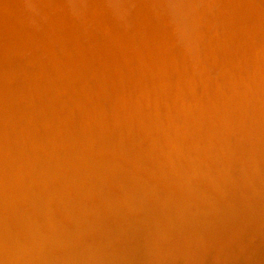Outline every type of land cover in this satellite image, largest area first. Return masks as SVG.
I'll use <instances>...</instances> for the list:
<instances>
[{
	"label": "bare ground",
	"instance_id": "6f19581e",
	"mask_svg": "<svg viewBox=\"0 0 264 264\" xmlns=\"http://www.w3.org/2000/svg\"><path fill=\"white\" fill-rule=\"evenodd\" d=\"M216 1L0 0V204L6 210V219L9 216L10 220L14 221L11 222L9 220L11 222L10 225H12L13 223V225H16V227L19 229L22 235L19 242L21 241L22 245L27 244L25 246H27L29 249L28 251L32 253L33 259L29 257L32 259V262H34L35 264H77L78 261L76 260L81 254H79V249L75 246L77 244L76 240H81V237L88 234L86 233L88 231L85 230L86 225H89L88 223L86 224L88 220L92 219L93 221L94 219V223H96V220L98 221V219H100L102 215V218L104 219V215L108 214L121 217L125 214L129 215V213H127L128 211L134 212V210L136 211L141 207H143L142 209L145 210L146 213H150L152 210H156V208L159 209L160 205H163L162 207L165 206L168 210L165 211L169 212V214L167 215V218L162 217L164 219L166 228H163V230L165 231L163 232V234L161 232L162 235L161 237H159V240L163 244H169V248L171 250H167H169V252H172L170 254L173 256H178L181 254L179 250L184 248H180L181 245H183L181 244L183 239L185 245L186 239L187 241H191L192 244H194L193 241H197L198 239L200 242L198 241L199 243H195L196 247H194L197 255H195L196 253H193V256H195V258L197 256L201 259H206V257L208 258L210 256V254L209 252H206L208 249L206 248L207 244L205 246L204 243H201L203 241L205 242V238L208 240V244L211 247L215 246V248H218L224 245L232 247L231 242L233 241V237H231L230 234L232 233V230H238L237 227L240 226V224H242L241 222L245 220L246 214L244 213H247V211H250L252 213V216H250V222L248 220L250 218L247 219L248 223L250 224L243 222V224H246V226L248 225V227H250L249 225H251L252 219L253 222L254 218L256 219L254 215H257L259 211H262V209H264V36L263 40L256 41L253 47L254 49L251 48L254 50L253 53L252 51H245L244 59H242V57L237 58L233 55V53H229L227 49H223V47H220L222 49L221 51H219L220 53H217L212 58V65L219 71L218 79L211 85L201 82L203 77L202 79H199V70L204 68V66L206 65L205 62L207 61H203V58H206L207 60L208 57L205 56L206 54L203 52V47H200L195 38L192 37L193 34L197 35L195 32L197 31L196 29H198L197 27H199L196 25L197 23H195V19L199 18V16L203 17V19L204 16H209L208 18H211L210 20L212 21V23H216L215 25H217V23L221 24L223 20L221 18L222 16L220 18L216 17L218 19L216 21V18L214 16L215 13L213 15L211 14L214 12H211L210 8L213 3H218L217 5L219 7V11L217 12L227 13L229 11H232L233 13H236L238 2L246 1L247 3V1L249 0ZM253 1H255V5H253L250 9V15L248 16L252 18L251 20L254 19V21H264V6L261 5V3H263L264 5V0ZM203 14L204 16H202ZM234 15L235 14H233V16ZM242 15H244V13ZM227 18L229 17L227 16ZM236 18L238 17L236 16ZM200 20L201 19H199V21ZM224 21H226V18ZM203 23L206 24L205 22ZM205 26H207V24ZM262 27L264 28V26ZM203 29L201 27L199 28V30L201 31V33H198L199 37H204L201 35L203 34ZM235 29L237 30L236 27ZM204 33H206V31ZM231 36L232 35H230V37ZM233 40H235V38ZM240 42H242V40ZM201 43L204 44L203 42H200V44ZM229 46L230 45H228V49ZM234 47H237V45ZM52 49H54L56 53H53ZM34 50H40L41 52L39 54L42 53L41 55L47 56V59L49 60L48 64H50L49 67L51 66L50 71L52 72L50 73V80H55L56 78L54 79V75H57L56 77L60 78L57 80V82L52 81L50 85L48 82L47 86L44 83H42L44 85L40 84L42 81L38 83L39 81H37V79L35 80L38 73L39 74L37 76L41 78L43 77V82L46 83L49 79L45 75L46 70L44 72L43 70H41L42 68H45V63H42V61L44 60L47 62V59H39L43 56H38V54L35 53L39 58L34 61ZM257 52V66L251 68V66L255 64L253 63V60H255V53ZM17 53L27 55L26 63H30L29 60L31 57L30 61L32 62L30 64H33V62H35L34 64L40 62L38 61V59L41 60L40 63L44 64H36V72L33 70L34 73H37L34 74L35 76L30 74L32 75V77H30V75H27V71H24V75L26 74L28 77H30V82L28 81V83L30 84L25 83L26 85H30L27 86L29 87V89L31 87L36 95L38 91L44 92V90H52L58 95L57 97L59 99H56L57 101H60V95L58 94V92L60 93V91H62V94L63 91L65 93L67 92V94L71 96L65 95L63 98L64 100H61L65 101L66 96L70 97L69 99L72 100V103L76 106V108H81V111H83V115L89 116L86 117L85 120L84 118H79L77 116L79 112L77 111L78 113L75 115L76 120L75 118H73V115L72 118H70L69 123H73L75 121L73 124V130H79L80 133H83L82 136L84 135L82 137L83 144L81 146H78V142L76 143L70 138L72 142H74L73 144H77L76 146H78L80 149L77 150V147L72 144L74 147H76L74 148V151L75 149L77 150V153L74 156V152L71 153L69 149H67V151H65L64 153L61 151L62 154L58 153L60 151L59 149H62L59 146L60 148L58 149L59 151L56 152V155L54 154V152H52L56 157V161L51 163L49 162L48 158V160L46 161L47 164L49 162L48 166L44 163V161L43 163L39 161L41 160V158L37 160V157L39 155V153H37L38 151L36 152L38 155H33L32 150V152L29 151L28 154L27 151L23 154L24 149L27 150V148L22 143H19L22 141H19L17 143L15 141L16 144H19L16 145L18 149L15 147V144H13L14 142H10L11 144H13V146H9L10 143L8 140L11 138H6L5 135L7 134H5L4 132H6V130H8L9 128L11 129V127H9L8 125L6 126V128L8 127V129H4V127L6 124L11 123L14 124V126L20 124V122H17L18 124H15L17 120L15 121L14 119L18 118H12L11 116V114L13 115L11 111L18 107L15 105V102L14 105L16 107L13 108L12 98L14 95L19 93L16 95L17 97L18 95H20L21 97H19L20 100L18 102L20 103H18V105H23L25 104V102H27L25 106L29 104L27 100L25 102L23 101L24 103H21L22 99H26L24 98V96L26 95L24 93L30 92H25V90L27 89L26 86H23V84L26 81L23 82L22 80L21 82L19 80L21 84L23 83L19 86L18 84L20 83H18V80L17 85H13L12 83L14 82V77L19 73V71L23 70L24 67H27V64L25 62L24 63L26 65H23L24 60H20L22 62V65L20 64V61L18 60L20 59L19 56L17 58V56L15 55ZM23 55L21 56L23 57ZM34 58H36V56ZM201 58L203 60H201ZM251 61L253 64L249 67L248 63H250ZM40 66L42 67L41 69ZM246 66H248V68ZM207 67L208 66L206 65V68ZM25 68L24 70H26L28 67L26 69ZM30 68L31 67L29 66L28 71H31ZM50 71H48L47 73L49 74ZM171 74H174L175 77H171ZM232 74L233 76H231ZM18 77L19 76H17L16 79H18ZM21 77L24 78V76ZM34 82H36V84ZM32 83L34 84V88L32 87ZM197 83L199 84L200 88H198L199 86L196 88L195 85ZM17 86L18 88H16ZM197 89L199 90V93H196L198 91ZM45 92L41 93L46 97ZM185 93H187L188 96H186ZM22 94L24 95L22 96ZM29 94L27 95L29 96ZM183 94L188 99L191 98V101H185L187 98L185 99ZM189 94L191 95L190 97ZM42 95H40V100L45 99V97L41 98ZM52 95L55 96L54 94ZM49 96L47 95V98ZM33 97L31 99H28L27 97L29 101L31 100L30 102L32 106L38 99H34ZM47 98L46 100H44L45 102L47 101ZM52 98L50 99L52 100ZM51 100L50 102L53 106V101ZM57 101H55L56 106L59 107L58 105L60 104H58ZM62 101L60 102H66ZM48 102L49 101H47V103ZM67 103H70L69 100L67 101ZM40 104L36 103V105L41 109L43 106L40 107ZM68 104L64 105L67 106ZM22 105H19V107ZM64 105H62L64 107L63 110H65L66 107ZM29 106L31 105L29 104L28 107ZM32 106L30 108H32ZM44 106L47 107L46 103ZM62 106L60 105V108H62ZM26 107H20L26 110H21L25 112L24 115L28 114L26 112H28L29 109L27 110ZM46 107L44 111L47 109ZM39 108H37V110ZM53 108H55V106ZM60 108L58 109L61 110ZM50 109L51 107L49 106L47 110L49 111ZM55 109H51V112H53V110ZM19 110L17 108L16 112ZM70 110L72 111V109ZM249 111L251 115H249ZM49 112L48 114L51 113ZM59 112H57L58 116H62L59 115ZM67 112L63 111L65 115H67ZM70 112L68 113L69 115ZM19 113L21 114L20 111ZM37 113V116H41L39 112ZM40 113H43L42 110ZM44 113L41 117L44 116ZM72 113H74V111ZM48 114L46 113V115L49 117ZM54 114L55 111L51 115ZM48 117L46 119H48ZM52 117L51 119L53 120ZM67 117L68 115L65 116V119L63 114V119L61 117L58 118L65 121L68 119ZM178 117H180L182 120L180 118L179 119L181 121L177 120ZM44 118L45 117L42 118L43 121L45 120ZM87 118L92 120V125H94L92 126V130L94 131H92L90 128L91 124L89 126L86 125L87 123L85 124ZM12 120H14L15 122L13 123ZM48 120L45 121L48 123L50 122ZM27 121L30 120L28 119ZM32 121L33 124L37 123L34 122V120ZM63 121H60V123ZM23 123L24 121L22 122V124ZM60 123V126L64 125L63 123H61L62 125ZM43 124L39 125H41V127L43 128ZM37 125L38 124H36L35 127ZM51 125L53 126L52 122ZM22 126L20 124L19 127L21 128ZM27 126L29 127V125ZM49 126V123L47 126L44 124V127L49 128ZM60 126L57 125V127ZM64 127H67L69 129L68 125ZM14 128L18 130V126L13 127L12 129L15 130ZM31 128L33 129V131L37 129L33 127ZM32 129L29 131L33 133ZM40 129H37L38 131L35 130L34 133H39L41 131L44 132V130H47L45 128L44 130L42 129L41 131H39ZM71 129L72 128H70V130ZM13 130H11V132ZM23 130L24 129H22V131H19L23 132ZM49 130L53 131V129L51 128ZM8 131L6 133H8ZM50 131L48 134H52L53 136L55 135V133L58 134L59 132V130L58 132H55L56 130H54L53 134ZM64 131L66 132V130ZM64 131L62 133H64ZM77 131L75 132V134L77 133ZM15 133L17 132H14L13 135ZM36 133L35 135H37ZM22 134L21 136H23ZM25 134L28 133L25 132ZM33 134L31 135V137L36 138V136H34ZM39 134L40 136H42V134H46V138L48 140L49 135H47L46 132ZM21 136H19L20 140ZM25 136L27 137V139L29 138L27 135ZM56 136L59 137L58 135ZM56 136H54V138ZM76 136L79 135L77 134ZM42 137L44 138V136ZM49 137L51 138L52 136ZM59 138L58 143L60 141ZM62 139L63 138H61L60 142H62ZM28 140L30 141V139ZM31 141H33V139ZM50 141V143H52L53 141L55 142L54 139H50ZM67 142L68 141H66L65 143ZM33 143H35V140ZM47 143L49 144L48 147H50V143L47 141L45 146L48 145ZM55 144L53 148H49L48 157L51 156L50 154L52 153L50 152L52 151V149L53 151H57L58 146H56ZM42 145H44V141L41 146ZM60 145L63 146V144ZM7 146H9L11 149H9ZM37 147L38 149H41L40 145ZM12 148L15 149L14 152ZM3 149H8L9 152H11L12 150V152L15 153L12 158L16 156L17 160H15L17 162L18 160H22V163L25 165L22 167L24 168L23 171L17 166V164H15L16 166L14 165L15 167L13 166L15 160H12L14 162H12L11 164V158H9L11 156L8 151L7 152L9 154V160L2 159L1 153ZM42 149L44 150V148ZM126 150H130L129 152L131 153L132 159H137V161L140 155V151H151L163 159L162 161H160L162 167L154 170L150 165V167H139L138 165L135 166V161L134 164L130 163L131 166L129 165L130 167H127L128 164L122 156V152ZM46 153L47 152H45V154ZM169 153H171V156L174 157L173 160L167 159L170 156ZM235 153H240L242 157H233L232 154L235 155ZM41 156L39 155V157ZM246 158L250 162L247 163ZM130 161L131 160H129V162ZM88 162H90V167H87ZM117 162L119 163V166H116L115 163ZM147 164L151 163H149L148 161ZM106 167H108L109 170L112 171V173L107 171ZM98 168H101V172L98 173L96 171L98 173L96 174L95 170ZM38 174L39 176H37ZM24 176H26V179L28 177L27 182ZM122 183H125L124 187H122ZM37 184H39V186L42 185L45 187V189L43 187L44 192L41 191L46 197L45 201L43 200L44 197H38V194L41 193L39 192L40 190L37 194L35 189H32V185L34 187L38 186ZM39 189L41 188L39 187ZM5 191H9L7 192L9 195H6ZM121 196H124L123 200L121 199ZM182 198H184V201H181ZM28 201H30L32 207L38 211V214L41 215L39 216V218L42 217L43 219V224L41 227L52 234V236L51 234L49 235V238H52L54 236L52 239L50 238L48 240V242L50 241L52 245H50L51 247H48L47 249H55L54 251L59 250L60 252H57L60 254L59 257L57 256V258L53 256L56 258L55 262L53 263H49V261L46 259L47 253L49 251L42 255L39 254L40 252H43L40 250L45 247V245L42 244V240L45 239L41 240V235H45L43 233L44 231L42 232L40 230L43 234H37L38 226H35V229L37 228V231L35 232V229L31 228L32 226L29 227L30 225H26L27 221L19 218L21 216H19V214H22V212L24 211L22 210V212L18 214L17 212H19L20 208H18V211H16L17 209L15 210V204L18 205V203H22V206H24L23 203L26 204L25 202ZM47 202H49L50 204H48ZM42 203L53 205V213L52 211H50L49 213V211L47 210V207L49 208V206L45 205L46 209H44ZM25 207L27 206L25 205ZM50 209L52 210V208ZM250 212H248L249 215L251 214ZM26 214L27 213H25V215ZM35 214L36 213H34L33 217L37 218ZM128 215L125 217H129ZM258 215L260 218L261 215ZM35 218H33V220ZM145 218L143 222L145 221ZM58 219L63 220L66 227H62L63 222L60 221L58 222L62 224L58 225ZM37 220L39 222V219ZM134 220L132 219V221ZM107 221L109 222V220ZM155 221L158 220L155 219L154 222ZM91 222L90 226L92 225ZM107 223L105 224L107 225ZM129 223L127 224L129 225ZM138 223L134 222L135 225ZM262 223H264V221L260 224L262 225ZM103 225L104 224H102V226ZM106 225H104V229H106ZM94 226L98 227L96 225ZM120 226L118 225V227ZM246 226L243 225L241 228ZM253 226L251 225V227ZM2 227H0V252L3 253L4 250H12L14 248V245L18 241L16 243L12 242L10 240V237L6 236L8 232H5V234L3 233V230L7 229H2ZM41 227L39 229H41ZM95 227L89 230L90 233L95 234L100 230L99 227L98 229ZM156 227H158V225ZM251 227L250 229L255 230ZM256 229L258 230V228ZM239 230L241 231V229ZM244 230L246 229L243 228V231ZM32 232L34 235H32ZM126 232H128V230H126ZM238 232L236 234V236L238 237L236 238L239 239ZM258 232L256 231L255 233L257 234ZM117 233L119 234V232ZM35 234L39 235L40 238H36ZM109 236L111 235L109 234ZM131 236L135 235L133 234ZM2 238H4L5 240H2ZM84 238L88 239L86 237ZM248 238L250 237L248 236ZM14 239L15 238H12V240ZM155 239H157V237ZM46 240L43 242L46 243ZM155 241L151 243V247L156 244ZM241 242H237V246L240 247L239 243ZM83 243L86 242L83 241ZM188 243L191 244L190 242ZM100 244H102V242H100ZM113 244L114 243H112V245ZM189 244L187 246H189ZM256 244L257 243H255V245ZM41 245L44 246L41 247ZM130 246H128L129 249L127 253L123 254V256L121 257L119 256V258H116V262L114 264H125L124 262H129L131 264H147L146 262L148 257L146 259V255L144 256L143 250L140 249V246L135 247L136 256L134 259L128 255L133 251V249L131 250V248H134V246ZM91 247L93 246L91 245ZM85 248L87 249V247ZM89 248L90 247H88V249ZM157 248H159V246ZM251 248L253 249L255 247ZM21 249H24V247L22 246ZM86 249L84 250L83 248L84 251H86ZM88 249L87 251L90 252L91 250ZM146 249L147 248L145 247V250ZM248 249L250 253H252L253 250L251 251L250 248ZM248 249L246 250L248 251ZM221 250L223 249L221 248ZM224 250L223 252H227V250ZM183 251L186 250L183 249ZM234 251H236V249ZM192 252L194 251L192 250ZM14 253H17V251H15ZM94 253L96 252L94 251ZM5 254L7 255L6 252ZM24 254L25 253H23V256ZM106 254L110 255L108 254V252ZM26 255L28 256L29 254ZM239 255H237L236 251V255L232 256L236 259V262L234 261L233 263L249 264L248 262H245L246 260L243 256ZM27 256L26 258H28ZM173 256L169 258L172 259ZM80 257L78 258L79 260L81 259ZM178 257H175L174 259ZM219 257L220 255L218 256V258ZM223 257L226 258V256ZM22 258H17L16 263H18L19 259L22 260ZM215 258L217 260V255ZM13 260L11 259V262ZM21 260L19 261L23 264L27 263L26 261L23 262ZM82 261H84V259ZM87 261L85 262V264H89L87 263ZM160 262L161 261H159V263ZM13 263H15V261ZM212 263L216 264L214 263V261ZM3 264H7V262Z\"/></svg>",
	"mask_w": 264,
	"mask_h": 264
},
{
	"label": "rangeland",
	"instance_id": "374dc122",
	"mask_svg": "<svg viewBox=\"0 0 264 264\" xmlns=\"http://www.w3.org/2000/svg\"><path fill=\"white\" fill-rule=\"evenodd\" d=\"M216 1V0H215ZM217 2V1H216ZM249 2V3H248ZM255 3V1H253V0H251V2H250V0L249 1H247V3H246V1H240V2H238V8H237V12L236 13H238V14H236V13H233L232 11H229V12H224V13H222V12H217V11H219L218 9H219V7H218V3L217 4H215V3H213L212 5H211V12L212 11H214L213 13H211L212 15L214 14V16H215V18L216 17H218V18H220L221 16V18L223 19L222 20V23L221 24H218L217 23V25H215L214 24V22L212 23V21L207 17V16H204V14L202 15V16H204V19H203V17H201V16H199V18H197V19H195V23H197L196 25L197 26H199V27H197L198 29H196L197 31L195 32L197 35H195V34H193V36L192 37H194L195 38V40L198 42V44H199V46L200 47H203L202 49H203V52L206 54L205 56L206 57H208L207 58V60H206V58H201V60H203V61H207V62H205V64L208 66L207 68H206V65L204 66V68H202V69H200L199 70V74H202V75H199L198 74V76H199V79H202V77H203V79L201 80V82H203V83H205V84H209V85H211V84H213L217 79H218V77H219V71H218V69L217 68H215L213 65H212V61H213V57L217 54V53H220L219 51H221L222 49L220 48V47H223V49H227L228 51H229V53H233V55L235 56V57H237V58H241L242 57V59H244L245 58V55H244V53H245V51H252V53H253V47H254V44L256 43V41L257 40H263V36H264V34H263V32H264V28L262 27V26H264V21H254V19L253 20H251L252 18L250 17V16H248V15H250V9L252 8V6L253 5H255L254 4ZM245 4V5H244ZM260 4V3H259ZM261 5L262 6H264L263 5V3H261ZM214 6H215V8H214ZM218 7V8H217ZM217 8V9H216ZM241 9H242V11H241ZM216 10V11H215ZM239 10V11H238ZM245 10V11H244ZM208 12V11H207ZM217 12V13H216ZM249 12V13H248ZM231 13H233V14H235L234 16H233V14H231ZM244 13V15H242ZM248 13V14H247ZM218 14V15H217ZM229 14V15H228ZM231 14V15H230ZM227 16L229 17V18H227ZM236 16L238 17V18H236ZM211 17V16H210ZM233 17V18H232ZM240 17H241V19H240ZM225 18H226V21H224L225 20ZM199 19H201L200 21H199ZM208 19V20H207ZM236 19V20H235ZM204 20V21H203ZM218 19L216 18V21H217ZM227 20H228V22H227ZM197 21V22H196ZM205 22L206 24H207V26H205L206 24H204L203 22ZM215 21V22H216ZM224 21V22H223ZM231 21H233V22H231ZM235 21V22H234ZM241 21V22H240ZM247 21V22H246ZM254 21V22H253ZM199 22H201V23H199ZM209 23V25H208V23ZM221 22V21H220ZM226 22V23H225ZM194 23V22H193ZM231 23V24H230ZM234 23V24H233ZM252 23V24H251ZM215 26H214V25ZM223 24V25H222ZM258 24V25H257ZM244 25V26H243ZM246 25H247V27H246ZM255 25H257V26H255ZM212 26V27H211ZM233 26V27H232ZM259 26V27H258ZM204 28V27H206V28H204L203 30H202V33L203 34H201L202 36H204V37H199L198 35V33H201V29L199 30V28ZM222 27V28H221ZM235 27L237 28V30L235 29ZM242 27V28H241ZM249 27V28H248ZM255 28H256V30H255ZM234 29H235V32H234ZM261 29V30H260ZM263 29V30H262ZM242 30V31H241ZM206 31V33H204ZM209 31V32H208ZM259 31H260V33H259ZM232 32H233V34H232ZM243 32V33H242ZM254 32H255V34H254ZM213 33H215V34H213ZM217 33V34H216ZM238 33V34H237ZM241 33H242V35H241ZM258 33V34H257ZM204 34H206V35H204ZM235 34H236V36H235ZM195 35V36H194ZM230 35H232L231 37H230ZM234 35V36H233ZM244 35V36H243ZM197 36V37H196ZM206 36V37H205ZM258 37V38H260V39H256V38ZM217 38V39H216ZM235 38V40H233ZM237 38V39H236ZM202 39H203V41H202ZM204 39H205V41H204ZM208 39V40H207ZM232 41H231V40ZM232 42H230V41ZM237 40V41H236ZM242 40V42H240ZM244 40V41H243ZM206 41H208V42H206ZM200 42H203L204 44H200ZM230 42V43H229ZM234 42H236V43H234ZM214 43V44H213ZM216 43V44H215ZM207 44H208V46H207ZM220 44V45H219ZM222 44V45H221ZM214 45V46H213ZM216 45V46H215ZM228 45H230L229 46V49H228ZM237 45V47H234V46H236ZM240 45V46H239ZM204 46H206V47H204ZM214 48H213V47ZM205 48V49H204ZM214 50H213V49ZM219 48V49H218ZM238 48V49H237ZM241 48H244V49H241ZM251 48H253V49H251ZM235 49V50H234ZM234 50V51H233ZM216 51H218V52H216ZM237 51V52H236ZM242 51V52H241ZM34 52V54L36 53V54H38V56L39 55H41V54H39L41 51L40 50H38V51H36V50H34L33 51ZM52 52L54 53L55 51H54V49H52ZM211 52V53H210ZM235 52V53H234ZM238 52H239V54H238ZM29 53H32V52H29ZM56 53V52H55ZM209 53V54H208ZM238 55H237V54ZM18 54H20V53H17V54H15L16 56H17V58H18V56H19V58L20 59H18L19 61L20 60H24L23 61V65L25 66L26 64H27V67L29 68V66L31 67L30 69H31V71L29 70L28 71V68L26 69L24 66V68L26 69V70H24V68H23V70H20L19 71V73L14 77V79H13V81L14 82H12L13 83V85H17L18 83H20V84H18V86L19 85H22L21 84V82H22V80H23V82L24 81H26V82H24V84H23V86H26V89L27 90H25V92L27 91H30L29 93H24V94H26L25 96H24V98H26V99H22V101H21V103H24L26 100L28 101V103L32 106V104H31V100L29 101L28 99L30 98H32L33 96H38V94H39V96L38 97H33L34 99L35 98H38L37 99V101L35 102V101H33V102H35V104H33V106H32V108H30L31 106H29L28 107V105H26L25 106V104H27V102H25V104H19V105H22V106H20V107H23V108H27V110H28V112H26V113H28L27 115H24V111H26L25 109H23V108H20L19 107V105H18V103H20V102H18L19 100H20V95H18V97L16 96L17 94H19V93H17L16 95H14L15 96V98H14V96H13V98H12V102H13V108H15L16 106H18L17 108H18V110H19V108H20V112H21V114H23V115H21L20 113H19V111H17L16 112V109H14L13 111H11V113H13V115L11 114V116H12V118H18L19 119V121H18V119H14V120H12V122L14 123L15 122V124L17 123V122H20V124H21V126L22 125H24V123H25V125L24 126H22L21 128L19 127L20 126V124H18V125H15L14 126V124H4L5 125V127H4V129H8V127L6 128V126L8 125L9 127H11V129L9 128L8 130H6V132L8 131V133H6V132H4L5 134H7V135H9V136H7V135H5L6 136V138L8 137V138H11V139H9L8 141H9V143L11 142H14L13 144H15V147H16V145H19V144H16L17 142H19V141H22V142H19V143H22L26 148H27V150L26 149H24V151H23V154H24V152L26 153V151H27V154H28V152L29 151H33V155H38L37 153H39V155L41 156V155H43V156H45V157H43V156H41V157H39V155H38V157H37V160H39L40 158H41V160H39L40 162H42L43 163V161H44V163L45 164H47L46 163V161L48 160V158H49V162H51V163H53L54 161H56L55 159H56V157H55V155H56V152H58L59 150V152L58 153H61V151L64 153L65 151H67V149H69V151L71 152V153H73V156L77 153L76 151L77 150H80L79 149V147L78 146H81L82 144H83V136H82V134L83 133H80V131L78 130H76L77 131V133L75 134V130H73V128H74V126H73V124H74V122L73 123H69V121H70V118H72V115H73V118H75V115L79 112V114H77V116L79 117V118H84V120L86 119V117H89V116H85V115H83V111H81V108L80 109H78V108H76V106L72 103V100L71 99H69L70 97H68V96H66V99H65V101L68 99L69 100V104L67 103V101L65 102V101H62V100H64L63 98H64V96L65 95H69V94H67V92L65 93L64 91H63V94H62V91H60V93L58 92V94L60 95L59 97H60V101H62V102H65V103H61L60 101H57L59 98L57 97L58 95L56 94V92L54 93V91H50V90H44V92H45V94H46V97L44 96V94L42 95V93H44L43 91H41V92H39L38 91V93H37V95L34 93V91L31 89V87H30V89H29V87H27V86H30V85H26V84H30V83H28V81L30 82V80H29V78L30 77H32V75H34V74H37V73H34L33 72V70L36 72V70H37V67H36V69H35V66H37L38 65V63H40L41 62V60H39V59H47V56H45V55H41V56H43V57H41V58H39V57H37V55L35 54V55H33L34 57L36 56V58H34L33 57V59H35L34 61H36L37 60V58H39L38 59V61H40V62H38V63H36V64H34L35 62H33V64H30L32 61H30L31 60V57H30V60H29V58H28V60H29V62L30 63H26L27 62V60H26V56L27 55H23V54H20V55H18ZM208 54V55H207ZM21 55H23V57L21 56ZM55 55V54H54ZM242 55V56H241ZM22 58H21V57ZM29 56V55H28ZM30 56H31V54H30ZM25 57V58H24ZM257 57H258V52L257 53H255V60H253L254 62L253 63H255V64H253L252 63V61L250 62V63H248V66L250 67V65H252L251 66V68H254V67H256L257 66V63H256V59H257ZM16 58V59H17ZM210 58H211V60H210ZM18 61V62H19ZM44 61V60H43ZM42 61V63H45V65L44 64H42V63H40V65L42 64V65H44V67L45 68H42L41 66H40V69L41 70H43V72L46 70H48V71H50L51 69H50V67H49V65L50 64H48V59H47V62L46 61H44L43 62ZM26 64H25V63ZM20 64L22 65V62L20 61ZM30 64V65H29ZM203 64V63H202ZM201 64V65H202ZM46 66H48V67H46ZM248 66H246L247 68H248ZM22 67V66H21ZM32 68H34V69H32ZM21 71H22V73H21ZM24 71H27V75H30V74H32V75H30V77H28L26 74L24 75ZM45 71V75H46V77H48V81L45 83V82H43V80H42V78L41 77H39V76H37L36 75V78H35V80L37 79V81H39L38 83H40V81H42L40 84H42V83H44V84H48V82H49V85H50V83H52V81H56L57 82V80L58 79H60V78H57L56 76L57 75H54L55 77H54V79L55 80H50V78H51V74L50 73H52L51 71L49 72V74L47 73ZM204 73H203V72ZM30 72V73H29ZM33 72V73H32ZM214 72V73H213ZM47 73V74H46ZM207 73V74H206ZM210 73H211V76H210ZM213 74V75H212ZM205 75V76H204ZM17 76H19L18 77V79H16L17 78ZM21 76H24V78L23 77H21ZM35 76V75H34ZM41 76V75H40ZM50 76V77H49ZM171 77H175L174 76V74L172 75H170ZM231 76H233V74L231 75ZM21 77V78H20ZM52 77H53V75H52ZM201 77V78H200ZM214 78V79H213ZM229 78V77H228ZM16 79V80H15ZM17 80L19 81L18 83H17ZM51 81V82H50ZM205 81V82H204ZM32 82V81H31ZM200 82V83H201ZM26 83V84H25ZM35 84H36V82H34ZM44 84H42V85H44ZM34 84L32 83V87L34 88V86H33ZM18 86L16 87V88H18ZM48 86V85H47ZM196 88L199 86V84L197 83L196 85ZM195 88V87H194ZM195 88V89H196ZM198 88H200V86L198 87ZM29 89V90H28ZM33 91V93H32V91ZM198 90V89H197ZM197 90H195V91H197ZM207 91H208V89H207ZM49 92V93H48ZM41 93V94H40ZM196 93H199V90L196 92ZM21 94V93H20ZM24 94H22V96L24 95ZM27 94H29V96L27 95ZM35 94V95H34ZM52 94H56L55 96H53ZM40 95H42L41 96V98H43V97H45V99H41L40 100ZM47 95L50 97V98H52V96H53V98L54 97H56V98H54V100H53V98H52V100L51 101H53V106H52V104H51V102H50V100L47 98ZM100 95V94H99ZM185 95L186 96H188V94L187 93H185ZM185 95L183 94V96H184V98L186 99L187 97H185ZM69 96H71V95H69ZM191 95L189 94V97H190ZM20 97V98H19ZM27 97H28V99H27ZM62 97V98H61ZM19 98V99H18ZM23 98V97H22ZM46 98H47V101H49L48 103H47V101L45 102L44 100H46ZM33 99V100H34ZM57 99V100H56ZM62 99V100H61ZM40 100V101H39ZM188 100V101H187ZM189 100L191 101V98H187L185 101H187V102H189ZM24 101V102H23ZM42 101V102H41ZM43 101H44V103H43ZM55 101H57V103L58 104H60L61 106L62 105H64V104H68L67 106H68V108H67V106L66 105H64V106H66L65 107V110H63L64 109V107L62 106V108H60V105H58L59 107H57L56 106V102ZM17 104H16V103ZM60 102V103H59ZM14 103H15V105H14ZM36 103L37 104H40V107H42L41 109L36 105ZM45 103H46V105H47V107L46 106H44L45 105ZM51 107V109H55L56 107V109H58V108H60L61 110H59L60 112H62L63 113V111L64 112H67V111H71L70 109H72V111L70 112V115L68 114L69 112H67L66 114L68 115V119L67 120H65V121H68V122H65V121H63L62 119H63V114H64V118H65V116H67V115H65V113H60L58 110H53V112H51L52 110L50 109L49 111L51 112H49L47 109H48V107L49 106ZM25 106V107H24ZM55 106V108H53ZM35 107H37V108H39L38 110H40V111H38L37 110V108H35ZM45 107L47 108L45 111H44V109H45ZM33 108H35V109H33ZM67 108V109H66ZM69 109V110H68ZM76 109V110H75ZM21 110H24V111H21ZM32 112H31V111ZM37 110V111H36ZM41 110H42V112L44 113V116L43 117H45L44 119L45 120H48V119H50V120H48V121H50V122H48L49 123V125L51 126H49V128H47V127H44V124L47 126L48 125V123L45 121H43L42 120V118L43 117H41L42 115H43V113H40L41 112ZM6 111V110H5ZM34 111H36V112H34ZM47 111V112H46ZM54 111H55V114L54 115H51V114H53L54 113ZM59 112V115H62V116H58V114H57V112ZM74 111V113H72ZM78 111V112H77ZM80 111H81V114H80ZM23 112V113H22ZM29 112H31V113H29ZM37 112H39V114H41V116H37L38 115V113ZM48 112L50 113V114H48ZM19 113V114H18ZM34 113V114H33ZM46 113L49 115V117L46 115ZM249 113V115H251V113H250V111L248 112ZM37 114V115H36ZM48 117V119H46L47 117ZM80 115H81V117H80ZM53 116V117H52ZM70 116V117H69ZM76 116V117H77ZM179 116V115H178ZM36 117H37V119H36ZM51 117L53 118V120L51 119ZM58 117H61L62 119L60 120V118H58ZM11 118V119H12ZM180 117H178V119L177 120H179V121H181L180 119H179ZM20 119H21V121L23 122L24 121V123L22 124V122L20 121ZM29 119L31 122H32V124H31V122L30 121H27V120ZM34 120V122H37V123H34L35 125L36 124H38L36 127H35V125L33 124V121L32 120ZM66 119V118H65ZM89 118H87V120H86V122H85V124L86 125H90V128H91V130L93 129L92 128V126H94V125H92L93 123H92V120H88ZM26 120V121H25ZM58 120H59V122H58ZM75 120H76V118H75ZM38 121H40V122H38ZM43 121V122H42ZM60 121H63V122H61V123H63L64 124V122H65V124L63 125V126H60L59 125V123H60ZM29 124H28V123ZM42 122V123H41ZM51 122H52V124H53V126L51 125ZM44 123V124H43ZM60 123V124H61ZM39 124H43V128L41 127V125H39ZM13 127H16V126H18V130H16V128H14L15 130H13L12 128V126ZM27 125H29V127L27 126ZM33 125V126H32ZM57 125L58 126H60V127H57ZM62 125V124H61ZM68 125V127H69V129L67 128V127H64V126H67ZM26 126H27V128H28V131H27V128H26ZM33 127V128H37V129H40L39 131H41L42 129L44 130L45 128L47 129L46 131L44 130V132L43 131H41V132H39V133H47V135H49L48 133H49V129L51 128V129H53V131H50L51 133H53L54 134V130H56L55 132H58V130H59V132H58V134H56L55 133V135L54 136H56V135H58L59 137H55V138H57V139H55L54 138V136L51 134V135H49V136H52L51 138L48 136V140H47V138H46V134L45 135H43L42 134V136H44V138L42 137V136H40V134L37 132H35L37 135H39V136H37V135H35V133H34V131L35 130H37V129H35L34 131H33V129L31 128V127ZM38 126H40V127H38ZM70 126H73V127H70ZM23 127H25V128H23ZM64 127V128H63ZM67 128V129H66ZM70 128H72L71 130H70ZM88 128V127H87ZM22 129H24L23 130V132H21L22 131ZM32 129V131H33V133L31 132V131H29V130H31ZM11 130H13L12 132H11ZM19 130H21V131H19ZM26 130V131H25ZM64 130H66V132L64 131ZM70 130V131H69ZM72 130H73V132H72ZM88 130H90V129H88ZM5 131V130H4ZM27 132L28 134H25V132ZM38 131V130H37ZM64 131V133H62ZM68 131H69V133H68ZM92 131H94V130H92ZM12 134H11V133ZM14 132H17V133H15L14 135H13V133ZM30 132H31V134H30ZM23 135V136H21V134ZM68 133V134H67ZM73 133V134H72ZM27 135L29 138L28 139H30V141L27 139V137L25 136V135ZM34 135V136H36V138H32L31 137V135ZM79 135V136H76V135ZM17 135H19V136H21V140H20V138H19V136H17ZM30 135V136H29ZM65 135V136H64ZM66 135H67V137H66ZM69 135H72V136H69ZM10 136H12V137H14V136H17V137H14V138H12V137H10ZM65 137V139H64V137ZM69 136V137H68ZM22 137H23V139L25 140H23L22 139ZM25 137H26V139H25ZM37 137H40V138H37ZM75 137H76V139H75ZM58 138H59V140L61 141V138H63L62 139V142H63V140H64V142L62 143V142H60L59 141V143L60 144H63V146L62 145H60L59 143H58ZM67 138V139H66ZM74 141V142H78L77 144H78V146H76V145H74L73 143L74 142H72V140ZM74 138V139H73ZM79 138V139H78ZM33 139V141H31ZM37 139H38V141H37ZM39 139H40V141H39ZM50 139H54L55 140V142L53 141L52 143H50L51 141H50ZM34 140H35V143H33L34 142ZM44 141V145H42L41 146V144L43 143V141ZM15 141H16V143H15ZM27 141H29V142H27ZM37 141V142H36ZM46 141L47 142H49L50 143V147H48L49 146V144L47 145V146H45L46 145ZM66 141H68L67 143H65ZM69 141H70V143H69ZM33 144H35V145H33ZM42 142V143H41ZM10 143V145L9 146H13V144H11ZM39 143H41V144H39ZM55 143H57V144H55ZM28 144H30V145H28ZM32 144V145H31ZM52 144H53V146H52ZM54 144L56 145V146H58L57 147V151H53V149H52V151L50 152V153H52V152H54V154L55 155H53V153L52 154H50L51 156L50 157H48L49 156V148L51 149V147L53 148L54 147ZM65 144H67V145H65ZM71 146H70V145ZM74 146H76L77 147V150L75 149V151H74V148H76V147H74ZM80 144V145H79ZM27 145V146H26ZM40 145V147H41V149L39 148L38 149V147L37 146H39ZM9 146H7L9 149H11ZM29 146H30V148H29ZM33 146V147H32ZM34 146H35V148H34ZM56 146H55V148H56ZM62 148V149H59L60 147ZM67 146V147H66ZM69 146V147H68ZM73 146V147H72ZM14 147V148H15ZM66 147V148H65ZM72 147V148H71ZM17 149H18V147H16ZM30 150H29V149ZM34 148V149H33ZM42 148H44V150L42 149ZM48 149V150H46V149ZM54 148V149H55ZM13 149V148H12ZM59 149V150H58ZM71 149V150H70ZM72 149H73V151H72ZM14 150L15 149H13V152H14ZM64 150V151H63ZM151 150H152V148H151ZM9 152V150L7 149H3V151H2V155H1V157H2V159L3 160H9V158H11V164H12V162H14V161H12V160H15L17 157L15 156V157H13L12 158V156H14V154L15 153H13L12 152V150H11V152H9V154H10V156L11 157H9V154H8V152ZM31 151V152H32ZM38 151V152H37ZM130 150H126V151H123L122 152V156L124 157V159H125V161H126V163L128 164L127 165V167H130L131 166V164H134V161H135V166H139V167H152V169L154 170V169H158L159 167H162V164H161V162L160 161H162L163 159L161 158V157H159L158 155H156V154H154L153 152H149L148 150L147 151H144L143 152V150L142 151H140V155H139V158H138V161H137V159H132V157H131V153L129 152ZM1 152V151H0ZM6 152H7V154H6ZM37 152V153H36ZM42 152V153H41ZM44 152V153H43ZM45 152H47L46 154H45ZM125 152V153H124ZM124 153V154H123ZM62 154V153H61ZM170 154V156L167 158V159H171V160H173L174 159V157L173 156H171V153H169ZM238 153H235V155L234 154H232V156L233 157H238V158H241L242 157V155L239 153L238 155H237ZM54 156V157H53ZM9 157V158H8ZM36 157V156H35ZM34 157V158H35ZM44 158H45V160H44ZM160 158V159H159ZM73 159V158H72ZM159 159V160H158ZM244 159H245V156H244ZM17 160V159H16ZM15 160V162L13 163V166L15 165V164H17V166L19 167V168H21L22 169V171L24 170V168H22L23 166H25L23 163H22V160L21 161H19L18 160V162ZM129 160H131L130 162H129ZM145 160V161H144ZM155 160V161H154ZM138 162V164H137V162ZM148 161H149V163H151V164H147L148 163ZM49 162H48V166H49ZM246 162L248 163V162H250L247 158H246ZM22 163V164H21ZM38 163V162H37ZM131 163V164H130ZM21 164V165H20ZM39 164V163H38ZM116 164V166H119V163L117 162V163H115ZM89 165V166H88ZM130 165V166H129ZM150 165V166H149ZM16 166V165H15ZM14 166V167H15ZM156 166H157V168H156ZM87 167H90V162H88L87 163ZM109 167H111V166H109ZM107 168V171H109L110 173H112V171L111 170H109V168L108 167H106ZM20 169V170H21ZM42 170V169H41ZM100 170V171H99ZM99 173V172H101V168H98V169H96L95 170V173L96 174H98L97 172ZM24 174V173H23ZM37 176H39V174L37 175ZM24 178H25V180H26V182L28 181V177H27V179H26V176H24ZM30 180V179H29ZM25 182V183H26ZM38 186H34L33 187V185H32V189H35V191L37 192V194H38V191L39 192H44V190H43V187L44 186H42V185H40L39 186V184H37ZM124 185H125V183H122V187H124ZM42 186V187H41ZM39 187L41 188V189H39ZM37 189V190H36ZM44 189H45V187H44ZM7 192H9V191H7ZM6 191H5V193H6V195H9L8 193H7ZM36 192H34V193H36ZM40 193V194H38V197H44L43 198V200L45 201V199H46V197H45V195H43V193ZM3 193V192H2ZM34 193H32V194H34ZM10 196H11V191H10ZM10 196H9V198H10ZM35 196H37V195H35ZM185 196V195H184ZM124 196H121V199L123 200L124 198H123ZM181 201H184V198H182V200ZM26 204H24L23 203V205L24 206H22V203H18V205H16L15 204V206H16V208H15V210L16 211H18V208H20V210H19V212H17L18 214L20 213V212H22V210L24 211V212H22V214H24V215H22V214H19V218H22V219H24L25 221H27L26 222V225H30L29 227H31L32 229L34 228L35 229V226L37 227L38 226V232H37V234H41L43 231V233L45 234L44 236H42L41 235V240L42 239H47L46 241V243L45 242H43V241H45V240H42V244H44L45 245V247H46V249H45V247H43L40 251H43V252H40L39 254H45V253H47L48 251V253H47V257H46V259L49 261V263H53V262H55V259L57 258V256L59 257V254L60 253H58V252H60L59 250H57V251H54L55 249H47L48 247L50 248L51 246L50 245H52L51 243H50V241L48 242V240L51 238H49V235L51 234L50 232H48L47 230H45V229H43L41 226H42V224H43V219H42V217L41 218H39V216H41V215H39L38 214V211L37 210H35L33 207H32V204L30 203V201H28V202H25ZM28 203V204H27ZM48 204H50L49 202H47ZM182 203H184V202H182ZM14 204V203H13ZM31 204V205H30ZM43 204V203H42ZM48 204H43V207H44V209H46L45 208V205L46 206H49V208L47 207V210L49 211V213H50V211H52V213H53V205H48ZM25 205L27 206V207H25ZM20 206V207H19ZM52 206V207H51ZM163 205H160L159 206V209L158 208H156V210L154 209V210H152L150 213H146V211L145 210H143L142 208L143 207H141L140 209H138V210H134V212L132 211H128L127 213H129V215L128 214H125V215H122L121 217H118V216H113V215H104L105 217H104V219L102 218L103 217V215L101 216V218L100 219H98V221L96 220V223H94L95 221H94V219H93V221H92V219H90V220H88V222H86V224L88 223L89 225H86V229L85 230H87L88 232H86V233H88L86 236H83V237H81L80 239L81 240H79V239H77L76 240V242H77V244L75 245L76 246V248H78L79 249V254H81V255H79L78 256V258L80 257L81 259L79 260L78 258H77V260L76 261H78L77 262V264L79 263V264H85V262L87 261V263H89V264H110V262H111V264H114L115 262H116V258H119V256L121 257V256H123V254H125V253H127V251H128V246H134V248H131V250L133 249V251H132V253L130 254H128L130 257H132L133 259L135 258V256H136V250H135V247L137 246H140V249L141 250H143V254H144V256L146 255V259H147V257H148V259H149V261H148V259H147V264H181V263H183V264H213L212 262L214 261V263H216V264H235V263H233L234 261L236 262V259L234 258V257H232L233 255L235 256L236 255V251H237V255H239V253H240V250H241V253H240V255L239 256H243L244 258H245V262L247 263H249V264H264V223H262V225L260 224L261 222H263L264 221V209H262V211H259L258 212V214H260L261 216H260V218H259V215L257 216V215H254L255 217H256V219L254 218V222L256 223H254L253 222V219H252V222H251V225L253 226V225H255V226H253V227H251V225H249L251 228H254L257 232L259 231V232H261V233H255L256 231L255 230H253V229H250V227H248V225L246 226V224H243V222L244 223H247V224H250V223H248V220H249V222H250V220H251V218H250V216H252V213L250 212V211H247V213H244V214H246V218H245V220H246V222H245V220L243 221V222H241L242 224H240V226H238L237 227V229L238 230H235V231H233L232 230V233L230 234L231 235V237H233L232 239H233V241L231 242L232 243V247H230V246H228V245H224V246H221V247H218V248H215V246L213 247H211L209 244H208V240L205 238L204 240H205V242L203 241V242H201V243H204V245L206 246V244H207V246H206V248H208L207 249V251L206 252H209V254H210V258L208 257H206V259L205 258H199V257H197L196 256V258H195V256H193L195 253V255H197V252L194 250L195 248L194 247H196L195 246V243L197 244V242L199 241L198 239H197V241L195 242V241H193L194 242V244H192L191 243V241H187V239H186V245H185V243H184V239H183V241H182V243L181 244H183V245H181V247L180 248H182V247H184L183 249L184 250H186V251H183V249H181V250H179L180 252H181V256L180 255H176V256H173V255H171L170 253H172V252H169V250H171L170 248H169V244H167L166 245V243L165 244H163L159 239V237H161V235L163 234V232L165 231V230H163V228L165 229L166 228V226H165V223H164V219L163 218H167V215L169 214V212H166V211H168L167 209H166V207L164 206V207H162ZM21 207H22V209H21ZM28 207H29V209H28ZM162 207V208H161ZM50 208H52V210L50 209ZM26 209V210H25ZM32 209V210H31ZM162 209V210H161ZM0 210H2V211H0V224H1V226L0 227H2V229H7V230H3V233L5 234V232H8L7 233V235L6 236H8V237H10V240L12 241V242H14V243H16L17 241V245L15 246L14 245V248L11 250H9L10 251V254H9V251L8 250H4V254L2 253V252H0V264H3V263H6L7 262V264H23L22 262H20L19 260H21V259H19L18 260V263H16L17 262V258H22V257H24L25 258V260H24V258H22V260L21 261H23V262H27L26 264H35L34 262H32V259H33V257H32V253L31 252H29L28 250V247L27 246H25V245H27V244H24V245H22V242L20 241L19 242V240H21V237H22V235H21V233H20V231H19V229L16 227V225H13V223H12V225H10L11 224V222H14V221H12V220H10V218H9V216H8V218L6 219V217H7V214H6V210L2 207V205L0 204ZM28 210V211H27ZM47 210H45V211H47ZM143 210V211H142ZM161 210V211H160ZM164 210V211H163ZM166 210V211H165ZM37 211V212H36ZM142 211V212H141ZM156 211V212H155ZM163 211V212H162ZM154 212H155V214H154ZM165 212H166V214H165ZM248 212H250L251 214L249 215V213ZM25 213H27L26 215H25ZM30 213V214H29ZM34 213H36L35 214V216L37 217V218H35V217H33L34 216ZM146 213V214H145ZM158 213H159V215H158ZM263 213V214H262ZM4 214H6V215H4ZM145 214V215H144ZM129 216V217H125V216ZM134 215H136V216H134ZM143 215V216H142ZM147 215V216H146ZM162 215V216H161ZM165 215H166V217H165ZM247 215H249V216H247ZM6 216V217H5ZM24 216V217H23ZM31 216V217H30ZM108 216H109V219H108ZM124 216V217H123ZM145 216H146V218H145ZM152 216V217H151ZM154 216V217H153ZM159 216V217H158ZM5 217V218H4ZM113 217V218H112ZM115 217V218H114ZM139 217V218H138ZM163 217V218H162ZM263 217V218H262ZM4 218V219H3ZM27 218H28V220H29V224H28V220H27ZM33 218H35L34 220H33ZM106 218V219H105ZM116 218H118V219H116ZM121 218V219H120ZM124 218H126V219H124ZM136 218V219H135ZM144 218H145V221L143 222V220H144ZM161 218H162V220H161ZM248 218H250V219H248ZM261 218H262V221H261ZM37 219H39V222H38V220ZM102 219V220H101ZM124 219V220H123ZM130 219H131V221H132V219L134 220V221H132V223H131V221H130ZM141 219V220H140ZM160 220L159 222L160 223H162V224H160L158 221H155V222H158V223H155L154 222V220ZM248 219V220H247ZM7 220V221H6ZM11 222H10V221ZM23 220V221H24ZM32 220V221H31ZM103 221V222H101V221ZM107 220H109V222L107 221ZM116 220V221H115ZM121 220H123V221H121ZM5 221V222H4ZM24 221V222H25ZM33 221H35V222H33ZM58 221H60V222H63V226L62 227H66L65 225H64V221L63 220H57V223H58V225L59 224H62V223H60V222H58ZM99 221H100V223H99ZM114 221V222H113ZM129 221H130V223H129ZM138 221H139V223H138ZM90 222L92 223V225L90 226ZM98 222V223H97ZM110 224V226H109V224ZM134 222H136V223H138V224H134ZM140 222H141V224H140ZM150 222V223H149ZM152 222V223H151ZM4 223H6V224H4ZM8 223V224H7ZM36 223V224H35ZM94 223V224H93ZM104 224V225H106L105 223H107V225H108V227H107V225H106V229H104V225L102 226V224ZM127 223H129V225L127 224ZM149 223V224H148ZM156 224V226L158 225V227H156L155 226V224ZM3 224V225H2ZM98 224V225H97ZM99 224H100V226H99ZM113 224V225H112ZM154 224V225H153ZM259 226H258V225ZM10 225V226H9ZM40 225V226H39ZM94 225H96V226H98L99 227V231L98 232H96L95 234L93 233H90V231L89 230H91V228H93V227H95ZM118 225L120 226V225H122V226H120V227H118ZM127 225V226H126ZM150 225V226H149ZM152 225V226H151ZM243 225H245L246 227H243L244 229H246V230H244L243 231V228H241ZM257 225V226H256ZM7 226V227H6ZM12 226V227H11ZM93 226V227H92ZM126 226V227H125ZM137 226V227H136ZM148 226V227H147ZM262 226V227H261ZM4 227H6V228H4ZM10 227V228H9ZM15 227H16V229H15ZM41 227V229H39ZM98 227H95V228H97L98 229ZM101 227V228H100ZM114 227V228H113ZM133 227V228H132ZM154 227H156V228H154ZM161 227H162V229H161ZM249 229H248V228ZM258 228V230L256 229V228ZM9 228V229H8ZM90 228V229H89ZM112 228H113V231H112ZM115 228H116V230H115ZM135 228H136V230H135ZM138 228H139V230H138ZM15 229V230H14ZM35 229V232L37 231ZM103 229V230H102ZM108 229V230H107ZM125 229V230H124ZM130 229V230H129ZM140 229H142V230H140ZM149 229V230H148ZM153 229H154V231H153ZM155 229H156V232H155ZM239 229H241V231L239 230ZM13 230V231H12ZM42 232H41V231ZM102 230V231H101ZM107 230V231H106ZM119 230V231H118ZM125 232H124V231ZM126 230H128V232L129 231H131V232H126ZM135 230V231H134ZM158 230V231H157ZM160 230V231H159ZM18 231V232H17ZM116 231V232H115ZM148 231V232H147ZM153 231V232H152ZM239 231V232H238ZM243 231V232H242ZM249 231V232H248ZM254 232V233H252V232ZM52 232V231H51ZM117 232H119V234L117 233ZM135 232V233H134ZM142 234H141V233ZM158 232V233H157ZM161 232H162V234H161ZM237 232H238V235H239V239L238 238H236V237H238V236H236V234H237ZM16 233V234H15ZM17 233H19V234H17ZM42 233V234H43ZM100 235H99V234ZM105 233V234H104ZM113 233V234H112ZM116 233V234H115ZM124 233V234H123ZM125 233H127V234H125ZM160 233V234H159ZM239 233H241V234H239ZM11 234H13V235H11ZM37 234H35L36 235V238H40L39 237V235H37ZM91 236H90V235ZM98 234V235H97ZM109 234L111 235V236H109ZM135 235V236H131V235ZM137 234V235H136ZM145 234V235H144ZM160 236H159V235ZM234 234H235V236H234ZM246 234H247V236H246ZM255 234V235H254ZM10 235V236H9ZM32 235H34L33 234V232H32ZM107 235V236H106ZM122 235V236H121ZM142 235V236H141ZM152 235V236H151ZM157 237V239H155L156 237ZM258 235V236H257ZM263 235V236H262ZM48 236V237H47ZM51 236H52V234H51ZM116 236V237H115ZM129 236H130V239H129ZM145 236H147V237H145ZM154 236V237H153ZM246 236V237H245ZM248 236L250 237V238H248ZM17 237H19V238H17ZM47 237V238H46ZM54 237V236H53ZM52 237V238H53ZM79 237H80V235H79ZM84 237H86V238H88V239H85ZM90 237V238H89ZM98 237V238H97ZM115 239H114V238ZM133 237H134V239H133ZM137 237V238H136ZM5 238V237H4ZM4 238H2V240L4 239ZM12 238H15L14 240H12ZM51 238V239H52ZM123 238V239H122ZM127 238V239H126ZM145 240H144V239ZM153 238V239H152ZM249 239V241H248V239ZM255 238V239H254ZM257 238V239H256ZM262 238V239H261ZM94 239V240H93ZM138 239V240H137ZM147 239V240H146ZM156 241H155V240ZM242 239V240H241ZM253 239V240H252ZM5 240V239H4ZM33 240V239H32ZM87 240V241H86ZM88 240H90V241H88ZM127 240V241H126ZM236 240V241H235ZM242 242H241V241ZM245 242H244V241ZM83 241L84 242H86V243H83ZM92 241V242H91ZM114 241V242H113ZM116 241V242H115ZM120 241V242H119ZM124 241V242H123ZM142 241V242H141ZM152 241V242H151ZM156 242V246L155 245H153L152 247H151V243H153V242ZM159 241H160V243H159ZM234 241H235V243H234ZM256 241V242H255ZM41 242V241H40ZM56 242H58V241H56ZM79 242H80V245H79ZM100 242H102V244H100ZM110 242V243H109ZM128 242V243H127ZM188 242H190L191 244H189ZM200 242V241H199ZM198 242V243H199ZM237 242H241V243H243V244H241V243H239V245H240V247L239 246H237L238 245V243ZM50 243V244H49ZM82 243V244H81ZM112 243H114L113 245H112ZM126 245H125V244ZM135 243H136V245H135ZM250 243V244H249ZM255 243H257L256 245H255ZM18 244H21V245H18ZM49 244V245H48ZM85 244H87V245H85ZM93 246V247H91V245ZM147 244H148V247H147ZM189 244V246H187ZM234 244V245H233ZM249 245V246H247V245ZM255 246H254V245ZM260 244V245H259ZM44 245H41V247L42 246H44ZM79 245V246H78ZM81 245H82V247H81ZM123 245H125V246H123ZM144 245V246H143ZM159 246V248H157L158 246ZM166 245V246H165ZM191 245V246H190ZM210 247H209V246ZM20 248H18V247ZM23 246L24 247V249H21V247ZM78 246V247H77ZM87 247V249H88V247H90L88 250H91L90 252L89 251H87V249L85 248V247ZM107 246V247H106ZM115 246V247H114ZM123 246V247H122ZM130 246V247H131ZM154 246H155V248H154ZM193 246V247H192ZM242 246H243V248H242ZM16 247H17V249H16ZM27 247V248H26ZM80 247V248H79ZM109 247V248H108ZM145 247L147 248L146 250H145ZM164 247V248H163ZM245 247V248H244ZM251 247H255V248H251ZM53 248H57V247H53ZM83 248H84V250L86 249V251H84L83 250ZM95 248H97V249H95ZM102 248V249H101ZM111 248V249H110ZM114 250H113V249ZM154 250H153V249ZM157 248V249H156ZM163 248V249H162ZM190 248V249H189ZM192 248V249H191ZM205 248V249H206ZM210 248V249H209ZM221 248L224 250V249H226L227 250V252H223V250H221ZM238 248V249H237ZM243 250H242V249ZM248 248H250L251 249V251H252V253H250V251H249V249ZM15 249V250H14ZM19 249V250H18ZM77 249V250H78ZM94 249V250H93ZM167 249H169V250H167ZM220 249V250H219ZM228 249H230V250H228ZM236 249V251H234ZM246 249H248V251L246 250ZM255 249V250H254ZM96 250H98V251H96ZM103 250V251H102ZM115 250H116V252H115ZM153 250V251H152ZM162 250V251H161ZM188 250V251H187ZM189 250H190V252H189ZM192 250L194 251V252H192ZM219 250V251H218ZM226 250H224V251H226ZM246 250V251H245ZM257 250H258V252H257ZM8 251V252H7ZM15 251H17V253H14ZM18 251H20V252H18ZM94 251L96 252V253H94ZM135 251V252H134ZM151 251V252H150ZM161 251V252H160ZM167 251V252H166ZM222 251V252H221ZM228 251H229V253H228ZM231 251V252H230ZM260 251V252H259ZM5 252L7 253V255L5 254ZM82 252V253H81ZM102 252V253H101ZM108 252V254H110V255H107L106 253ZM124 252V253H123ZM153 252V253H152ZM161 253V255H160V253ZM163 252V253H162ZM165 252V253H164ZM169 252V253H168ZM187 252V253H186ZM217 254H216V253ZM239 252V253H238ZM23 253H25L24 254V256H23ZM54 253H55V255H54ZM85 255H84V254ZM147 253V254H146ZM149 253V254H148ZM151 253H152V255H151ZM183 253V254H182ZM194 253V254H193ZM223 253V254H222ZM233 253V254H232ZM249 253V254H248ZM261 253V254H260ZM4 256H3V255ZM12 254H16V255H18V256H16V255H12ZM26 254H29L28 256L26 255ZM88 254H91V255H88ZM155 254V255H154ZM186 254H188V255H186ZM248 254V255H247ZM252 254V255H251ZM254 254V255H253ZM2 255V256H1ZM9 258H7L6 256ZM148 255H151V256H148ZM160 257H159V256ZM169 255V256H168ZM184 255V256H183ZM190 255H192V256H190ZM199 255V254H198ZM216 255H217V260H216ZM220 255V257L218 258V256ZM251 257H250V256ZM256 255V256H255ZM13 256V257H12ZM26 256L28 257V258H26ZM53 256H55V257H53ZM86 256V257H85ZM117 256V257H116ZM173 256V258L172 259H170L169 257H172ZM190 258H188V257ZM200 256V255H199ZM212 256V257H211ZM223 256H226V258H224ZM238 256V257H239ZM247 256H249V257H247ZM4 257V258H3ZM11 257V258H10ZM14 257H15V259H14ZM29 257H31V258H29ZM90 257H92V258H90ZM150 257V258H149ZM162 257V258H161ZM175 257H178V258H176V259H174ZM193 257V258H192ZM229 257V258H228ZM232 257V258H231ZM247 257V258H246ZM253 257V258H252ZM8 260H7V259ZM103 258V259H102ZM159 258V259H158ZM167 258V259H166ZM186 258V259H185ZM249 258H251V259H249ZM256 258H258V259H256ZM5 259V260H4ZM11 259L13 260L12 262H11ZM31 260V262H30V260ZM84 259V261H82ZM94 259V260H93ZM155 259V260H154ZM156 259H158V260H156ZM170 259V260H169ZM193 259V260H192ZM213 259V260H212ZM260 259V260H259ZM53 260V261H52ZM91 260H92V262H91ZM109 260V261H108ZM151 260V261H150ZM165 260V261H164ZM169 260V261H168ZM177 260V261H176ZM181 260H183V261H181ZM195 260V261H194ZM206 262H205V261ZM257 260V261H256ZM5 261V262H4ZM15 261V263H13ZM102 261H103V263H102ZM106 261V262H105ZM155 261V262H154ZM159 261H161L160 263H159ZM196 261H197V263H196ZM210 261V262H209ZM217 261V262H216ZM82 262V263H81ZM84 262V263H83ZM153 262V263H152ZM186 262V263H185ZM191 262H193V263H191ZM208 262V263H207ZM254 262V263H253ZM125 264H131V263H129V262H124ZM240 263V262H239ZM25 264V263H24Z\"/></svg>",
	"mask_w": 264,
	"mask_h": 264
}]
</instances>
